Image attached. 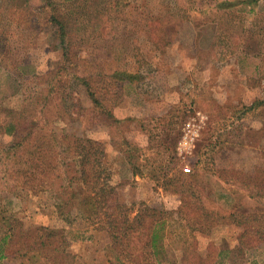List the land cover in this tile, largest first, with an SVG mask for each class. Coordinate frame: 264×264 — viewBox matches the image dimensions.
Wrapping results in <instances>:
<instances>
[{
  "label": "rangeland",
  "instance_id": "rangeland-1",
  "mask_svg": "<svg viewBox=\"0 0 264 264\" xmlns=\"http://www.w3.org/2000/svg\"><path fill=\"white\" fill-rule=\"evenodd\" d=\"M51 12L64 21L63 42ZM24 116L18 134L7 133ZM189 122L198 135L179 154ZM65 134L103 144V175L132 214L176 207L180 196L165 185L177 176L203 188L208 210L263 214L264 195L217 173L264 176V0H0V231L14 219L63 225L59 199L86 195ZM76 220L84 237L67 250L77 264H112L107 234ZM243 231L172 226L153 264H264V240L234 248Z\"/></svg>",
  "mask_w": 264,
  "mask_h": 264
},
{
  "label": "trees",
  "instance_id": "trees-1",
  "mask_svg": "<svg viewBox=\"0 0 264 264\" xmlns=\"http://www.w3.org/2000/svg\"><path fill=\"white\" fill-rule=\"evenodd\" d=\"M47 20L59 27L63 42L65 26L62 17L51 12ZM64 48L68 49L66 45ZM118 74L122 73L113 70L111 76ZM84 82L88 83L86 79ZM90 96L94 107H104L103 111L109 115V109L94 97L93 92ZM24 118L9 121L7 133L16 136ZM64 138L76 158L78 168L75 172L86 195L75 202L73 191H70V198L64 201L59 199L56 206L58 219L63 225L23 228L19 220L10 221L7 228L0 231V259L16 257L18 264H77L76 256L67 250L75 237H84L81 229L70 227L76 219H82L107 234V253L109 258L113 257L112 264H153L155 259L160 261V256L166 253L172 226L183 234H192L195 230L207 231L219 224L243 226V234L234 247L238 252L244 246H254L264 240V213L236 209L228 212L214 208L208 210L201 195L203 188L192 178L177 176L166 181L167 189L180 196L176 207L159 209L142 205L132 214L131 206L119 198L107 173L103 175L106 169L102 160L103 144L90 137H70L65 134ZM217 174L226 183L231 182V179L237 182L251 197L264 195V176L261 174L248 176L234 168H220Z\"/></svg>",
  "mask_w": 264,
  "mask_h": 264
},
{
  "label": "built area",
  "instance_id": "built-area-1",
  "mask_svg": "<svg viewBox=\"0 0 264 264\" xmlns=\"http://www.w3.org/2000/svg\"><path fill=\"white\" fill-rule=\"evenodd\" d=\"M187 128L188 129H186L185 133L182 134V136L180 137L177 143L176 149L179 154H187L188 152H190L193 141L198 135V129L192 128L190 126V122L188 123ZM184 170L190 171V168L187 166V167H184Z\"/></svg>",
  "mask_w": 264,
  "mask_h": 264
}]
</instances>
